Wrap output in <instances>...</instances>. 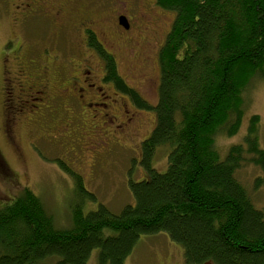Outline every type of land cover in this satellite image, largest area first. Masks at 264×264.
<instances>
[{"label":"trees","instance_id":"1","mask_svg":"<svg viewBox=\"0 0 264 264\" xmlns=\"http://www.w3.org/2000/svg\"><path fill=\"white\" fill-rule=\"evenodd\" d=\"M156 2L175 13L159 51L158 102L122 88L156 115L150 136L132 151L146 174L129 178L134 202L111 211L74 167L57 160L73 182L68 226H58L31 189L3 200L0 264H89L94 250L98 264H126L142 236L161 233L181 245L186 264H264V208L236 175L255 166L261 174L253 187L264 188L259 115L250 117L241 143L225 155L216 148L219 134L240 130L253 79L264 80V0ZM95 47L109 81L122 85L114 57ZM160 148L168 150L163 172L154 167Z\"/></svg>","mask_w":264,"mask_h":264},{"label":"rangeland","instance_id":"2","mask_svg":"<svg viewBox=\"0 0 264 264\" xmlns=\"http://www.w3.org/2000/svg\"><path fill=\"white\" fill-rule=\"evenodd\" d=\"M15 2L16 0H0V85L4 76L2 75L4 63L14 71L16 69L14 57H20L22 54L25 58H35L41 62L47 50L51 56L59 55L57 63L62 69L66 68L67 59L73 60L76 57L78 61L82 58L81 53L90 54L95 64L94 72L96 75L100 74L99 57L93 51L79 46L82 37L73 31L72 25L59 38L61 26L54 20L48 27L42 20L38 26L34 23V28L26 20L23 25L15 23L13 19ZM77 2L75 6L70 7L72 18L77 15H90L103 24L102 30L106 33L117 32L115 19L120 13H124L132 20L136 18L131 32L137 38H134L130 44L124 39L116 40L115 43L120 47L118 51L109 44L106 47L108 52L117 55L119 72L130 85L138 87L136 83L142 81L138 77L133 80L128 75L132 64H141L142 67H138V71L142 78L154 76L153 88L143 93L151 105H156L160 83L159 51L172 28L175 13L158 6L156 0H79ZM142 13L147 15L146 19L137 22L138 15ZM10 40L15 42L9 43ZM18 47L20 48L17 54L19 52L20 54H13ZM8 54H11L10 59L5 61L4 58ZM110 87L107 85L105 88L107 90ZM112 90V88L108 90V93L118 100L111 102L105 110L106 117L104 111L100 110L98 116L94 118L95 107H85V110H82L81 106L78 107L73 102L76 100L66 103L62 100L59 104H52V108L42 111L43 113L39 112L38 115L30 113V106L24 108L18 117L22 120L19 121L17 143L7 137L8 114L2 108L0 94L1 205L6 202L3 200L15 197L28 188L42 199L55 217L58 226H68L71 217L69 210L71 211L73 182L59 168L57 160H64L74 167L83 176L88 189L97 195L98 201L111 211L119 213L126 205L134 202L129 191V178L131 176L133 180H139L146 174L139 155L132 152L133 150L136 151L134 153L139 152V147L133 145L134 142L125 141L121 145L112 143L106 137L107 132L111 134L113 131L116 137L123 135L118 129L116 131L115 126L125 120L122 110V105L125 103L118 102L120 96L115 97ZM245 97L248 109L240 130L233 136L219 134L216 138V148L221 155H225L232 145L243 141L253 114L260 117L258 135L259 143L264 149V80L253 79ZM143 118L146 123L143 122L142 128L140 127L142 129L140 141L150 136L156 123L153 110L143 111ZM136 131V125L133 123L127 132L132 134ZM167 166L168 150L160 148L155 155L154 167L163 172ZM260 174V169L257 167L246 166L236 175L249 190L254 204L264 208V188L255 190L253 187L255 178ZM95 206L96 204L89 207L95 208ZM89 264H98L97 250L92 252ZM126 264H186L185 252L181 245L173 242L167 234L142 236L133 253L126 260Z\"/></svg>","mask_w":264,"mask_h":264},{"label":"flooded vegetation","instance_id":"3","mask_svg":"<svg viewBox=\"0 0 264 264\" xmlns=\"http://www.w3.org/2000/svg\"><path fill=\"white\" fill-rule=\"evenodd\" d=\"M77 1L79 0H16L14 3L15 13H13V19L15 23L23 25L26 20L34 28L33 24L35 23L38 26L42 20L44 22L43 24L48 27L49 23L54 20L61 26L59 38L72 25L73 31L82 37L81 41H79V46L93 51L99 57L100 74L96 75L94 72L95 64L90 54L86 55L81 53L82 58L78 61L76 57L73 60L70 58L67 59L66 68L63 67L62 69L57 63L59 55L53 54L51 56L48 50L44 54L45 56H43L41 62L35 58H25L19 52L20 57L16 56L13 58L16 64L14 71L9 69L4 63L2 72L4 76L0 85L2 108L8 114L6 120L9 128L6 132L7 137L15 143L18 142L19 135L17 131L19 121L22 120L18 119L19 113H22V110L29 106L31 107L30 113L32 115H38L39 112L43 113L42 111L52 108V104H59L62 100L65 103L76 100L73 102L78 107L81 106L82 110H85V107L90 108V106H94L93 111L95 114L93 117L96 118L100 110L105 113V110L110 106L111 102H117L118 98H114L108 93V90L112 88L114 96H120L118 102L125 103L122 105L125 120H122L115 126L116 131L118 129L123 135L116 137L113 131L111 134L107 132L106 137L112 143L116 142V144L122 145L125 141H129L134 142L133 145H139L142 142L139 140L142 131L140 127L142 128L143 122L146 123L143 118V111L146 109L141 104V100H145L150 104L143 92L146 90L149 91L151 87L153 88L155 84L154 76L142 78L138 71L141 64H132L129 67L128 75L133 80L138 77L142 81L136 83L138 87H134L119 72L122 77V85L118 86L114 81H109L110 75L107 72L106 62L95 47V44H98L105 52L112 55L119 71L118 57L114 52H108L106 45L109 44L115 51H118L120 47L115 43L116 40L124 39L130 44L134 38H137L131 32L136 18L132 20L124 13H120L115 19L117 32L115 34L106 33L102 30L103 24L90 15H77L75 18H72L73 14L71 13L70 7L75 6L78 3ZM146 17L147 15L145 13L138 15L137 22L146 19ZM121 18L126 20L127 27L120 23ZM10 42H15V40H10ZM18 49L19 47L14 50L13 54H17ZM10 55L8 54L4 60H9ZM107 85L111 87L106 90L105 87ZM123 87L133 89L141 100L137 96L132 97L129 93L124 92ZM34 110H37V112H34ZM104 116L106 117V113ZM113 118L116 117L113 116ZM133 123L136 125L137 131L129 134L127 131ZM3 125L4 121L2 122V130ZM70 127L68 126V128Z\"/></svg>","mask_w":264,"mask_h":264},{"label":"water","instance_id":"4","mask_svg":"<svg viewBox=\"0 0 264 264\" xmlns=\"http://www.w3.org/2000/svg\"><path fill=\"white\" fill-rule=\"evenodd\" d=\"M120 23H121L123 26L127 27V22H126V20H125L124 18H121V19H120Z\"/></svg>","mask_w":264,"mask_h":264}]
</instances>
